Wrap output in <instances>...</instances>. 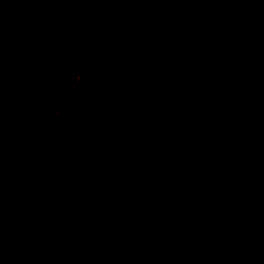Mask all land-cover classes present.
<instances>
[{
  "label": "trees",
  "instance_id": "16d2710c",
  "mask_svg": "<svg viewBox=\"0 0 264 264\" xmlns=\"http://www.w3.org/2000/svg\"><path fill=\"white\" fill-rule=\"evenodd\" d=\"M61 1L0 0V96L33 104L52 128L86 150H92L93 139L100 134L115 147L129 142L121 152L123 165L117 168L122 173L114 174L124 186L120 191L123 223L114 232L98 229L87 236L94 250L93 261L236 264L264 241V167L238 154L197 148L173 138L161 126L157 111L163 90L217 66L228 55L229 42L221 47L212 42L213 47L207 48L213 50L201 49L199 61L191 70L164 85L147 79L153 66L133 79H90L74 71L62 50ZM175 1L178 4L172 14L160 21L162 35L186 0ZM89 2L71 0L67 9L69 43L78 63L93 73H121L146 62L162 36L140 32L127 43L124 31L117 32L119 37L110 32L92 52L98 22L92 25L89 21ZM206 11L203 6L190 8L158 60L173 49L176 39H191L185 38L191 34L190 27L201 29L194 41L202 44L209 32L207 26H200ZM233 23L241 43L252 28L248 26L252 20L246 25ZM126 63L129 67L123 69ZM222 74L167 98L169 121L188 137L229 142L264 155V135L236 134L227 122V106L214 105L210 86ZM240 84L239 92L254 91L255 83ZM259 91L264 95L262 87ZM234 95L238 96L236 92ZM163 139L179 150L164 149ZM200 159L202 163H198ZM124 165L129 168L127 172ZM37 255L51 257L46 252Z\"/></svg>",
  "mask_w": 264,
  "mask_h": 264
},
{
  "label": "flooded vegetation",
  "instance_id": "af4514ba",
  "mask_svg": "<svg viewBox=\"0 0 264 264\" xmlns=\"http://www.w3.org/2000/svg\"><path fill=\"white\" fill-rule=\"evenodd\" d=\"M91 1L89 21L99 25L95 26L92 52L110 32L117 35L124 31L127 43L140 32L163 37L160 21L168 18L178 4L174 0ZM207 1L225 13L237 37L232 60L210 86L213 103L227 106L226 121L236 134L264 135V95L259 91L261 87L264 91V0ZM205 9L200 17L205 22H200V26H207L209 32L202 44L194 41L201 29L190 27L191 34L185 36L190 40L176 39L173 49L150 66L153 69L146 76L149 81L164 85L191 70L199 61L201 49L213 50L207 48L213 47L212 42L220 47L229 42L231 50V36L225 24L216 12ZM233 20L241 24L252 20L248 25L252 28L241 43ZM128 67L126 63L123 69ZM240 83H255L254 91L239 92ZM224 111L225 106L222 114ZM128 143L115 147L100 134L93 139L92 150H86L52 128L33 104L0 96V264H95L87 236L96 234L98 229L114 232L123 223L124 199L120 191H124V186L114 174L122 173L117 168L123 165L121 152ZM164 149L178 148L167 143ZM128 169L124 165V172ZM61 223L65 224L60 226ZM23 233L26 235L21 239ZM38 237L42 238L36 241ZM30 252L35 256L31 258ZM40 252L51 257L37 255Z\"/></svg>",
  "mask_w": 264,
  "mask_h": 264
},
{
  "label": "water",
  "instance_id": "95a60500",
  "mask_svg": "<svg viewBox=\"0 0 264 264\" xmlns=\"http://www.w3.org/2000/svg\"><path fill=\"white\" fill-rule=\"evenodd\" d=\"M71 0H62L60 5V37H61V46L62 50L67 58L68 63L71 65V67L74 69V71L79 75L90 79H97L101 81H118V80H127V79H133L139 75L144 74L150 66L156 61V59L159 57V55L162 53V51L165 49L169 41L171 40L175 30L180 24V21L184 17V15L189 11V9L192 6H204L207 8L212 9L214 12L217 13V15L220 17V19L225 24L232 41L231 50L222 60L221 63H219L217 66L212 68L211 70L204 72L202 74H199L195 77H191L179 82H176L163 90L161 95L158 98V117L161 126L163 129L173 138L188 144L190 146H194L197 148L202 149H211V150H217V151H223V152H230L234 154H238L241 156H244L255 163L261 165L264 167V155L256 152L252 149L246 148L244 146H240L237 144H232L228 142H220V141H211V140H202L197 139L193 137H188L184 134H181L178 132L175 127L172 125V123L169 121L166 112H165V101L167 98L173 96L174 94L183 91L185 89L197 86L199 84H202L212 78H214L216 75H218L220 72H222L230 63L232 60L236 48H237V37L235 35L233 26L229 20V18L225 15V13L215 4L207 1V0H187L185 1L175 12V14L172 16L167 29L164 32V35L154 50V52L151 54V56L144 62L141 66L134 70H130L127 72H121V73H93L89 70H87L84 66L80 65L77 61V59L73 56V53L71 51L70 43H69V37H68V30H67V9L69 6ZM236 264H264V241H262L260 244H258L254 249H252L248 254H246L242 259H240Z\"/></svg>",
  "mask_w": 264,
  "mask_h": 264
},
{
  "label": "clouds",
  "instance_id": "9594fccd",
  "mask_svg": "<svg viewBox=\"0 0 264 264\" xmlns=\"http://www.w3.org/2000/svg\"><path fill=\"white\" fill-rule=\"evenodd\" d=\"M81 65V64H80Z\"/></svg>",
  "mask_w": 264,
  "mask_h": 264
}]
</instances>
